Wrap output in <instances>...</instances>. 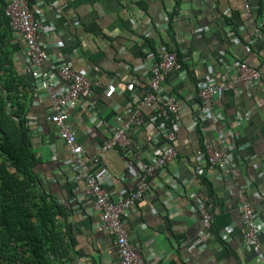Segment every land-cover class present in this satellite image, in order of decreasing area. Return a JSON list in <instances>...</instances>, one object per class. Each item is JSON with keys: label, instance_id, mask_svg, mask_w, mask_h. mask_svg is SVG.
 <instances>
[{"label": "crops", "instance_id": "1", "mask_svg": "<svg viewBox=\"0 0 264 264\" xmlns=\"http://www.w3.org/2000/svg\"><path fill=\"white\" fill-rule=\"evenodd\" d=\"M10 1L0 0V10L5 13ZM28 2L33 9L43 10L45 25L54 28L38 36L47 53L65 61L76 52L74 69L88 72L100 83L81 105L69 110V123L77 131L85 155L94 163L92 172L105 168L121 178L113 200L128 196L137 187L135 173L150 166L156 148L169 144L178 151L176 160L149 175L146 195L130 210L126 230L131 243L156 264H264V234L260 236V253L245 248L237 193L246 185V195L264 220V78L252 88L240 82L238 92L220 94L214 110L222 118L193 127L199 113V82L209 77L219 81L228 75V65L242 61L264 72L263 42L251 44L256 29L245 26L242 1ZM251 4L255 22L264 24V0H251ZM167 16L169 22L165 21ZM225 20L238 41L228 37ZM149 23L153 24L150 30ZM260 32L264 35V25ZM161 45L187 58V78L172 72L162 84L164 94L187 101L190 108L172 119L178 118L180 124L176 140L166 141L156 126L130 132L127 148L100 152L120 125L126 106L147 86L150 63L157 59ZM12 46L19 52L16 70L30 78L25 44L19 41ZM51 105V99L38 89L29 118L38 158L34 171L65 206L60 221L69 238L75 239L59 264H121L114 235L91 214L94 201L84 198V183L71 182L70 170L58 175L68 162L69 150L59 138L58 127L48 120ZM155 112L154 106L144 109L146 117ZM222 133L234 138L232 159L237 168L233 177L224 176L225 170L218 168L207 167L203 172L197 161L199 151L208 143L216 145ZM205 212L213 215L212 229L203 224ZM230 228L231 237L226 240L222 234Z\"/></svg>", "mask_w": 264, "mask_h": 264}, {"label": "built area", "instance_id": "2", "mask_svg": "<svg viewBox=\"0 0 264 264\" xmlns=\"http://www.w3.org/2000/svg\"><path fill=\"white\" fill-rule=\"evenodd\" d=\"M245 26L256 29L255 37L250 41L255 45L262 41L261 52L264 56V35L260 32L263 23H256L253 17V6L251 0H241ZM28 0H11L5 7V15L11 25L16 38L25 44V58L30 65V71L34 76L39 91H43L52 102L48 120L58 127L59 138L69 150V159L66 166L58 171L63 176L65 171H72L71 182L84 183V198L93 199L94 204L91 214L99 219V225L112 232L115 237V246L121 264H156L150 257H144L142 253L129 240L126 230V220L131 209L144 198L148 189L149 175L158 170H163L172 161L178 158V151L172 145L156 148L149 167L135 173L137 187L128 196L120 195L118 200H113L116 194L115 188L121 178L113 175L108 169H102L99 173H93L94 163L84 152V148L78 143L77 131L69 123V110L81 105L83 99L94 87L100 86L96 80L88 76V72L74 69V58L78 57L76 52L68 60H60L47 53L46 45L39 40V34L53 26L45 25L46 18L41 9H33ZM169 22V17L165 18ZM150 24V23H149ZM153 27L150 24L148 30ZM226 31L232 40L238 41L230 26ZM157 59L150 63V78L141 95L136 96L125 108L121 123L100 148V152H107L114 148H127L130 140L129 134L138 129H152L157 126L166 141L176 140L179 131L180 114L188 111L187 101H180L176 97L164 94L162 84L167 80L169 73L178 72L181 79L187 78L188 71L184 66L187 59L181 57L177 51L167 48L165 45L159 47ZM46 63L49 64L46 66ZM228 73L225 78L214 80L212 77L199 82L197 85V96L200 99L199 113L193 123V127H200L208 120H220L222 114L214 110L215 98L227 91L238 92V83L244 87L252 88L263 80L264 72L245 61L236 65H228ZM233 72V73H231ZM110 89V87H108ZM122 91V90H120ZM154 106L156 112L146 117L144 109ZM161 136V137H162ZM217 144L208 143L204 150L199 151L198 164L200 167L218 168L225 170L224 176L236 175L237 164L232 159L234 138L220 134ZM225 136L227 138H225ZM227 141V142H226ZM156 141L155 143H157ZM209 171H206V175ZM222 174V175H223ZM223 176V177H224ZM222 176L220 178H223ZM247 186H241L237 193L239 197V210L243 220V237L245 248L254 253L261 252L260 236L264 234V220H260L257 211L254 210L253 201L246 195ZM259 197V193L255 194ZM206 228L212 229L213 215L205 212L202 218ZM232 228L223 232V237L229 240Z\"/></svg>", "mask_w": 264, "mask_h": 264}, {"label": "trees", "instance_id": "3", "mask_svg": "<svg viewBox=\"0 0 264 264\" xmlns=\"http://www.w3.org/2000/svg\"><path fill=\"white\" fill-rule=\"evenodd\" d=\"M5 16L0 10V264H59L75 239L60 221L65 206L34 171L29 112L38 86L16 70L19 40Z\"/></svg>", "mask_w": 264, "mask_h": 264}, {"label": "clouds", "instance_id": "4", "mask_svg": "<svg viewBox=\"0 0 264 264\" xmlns=\"http://www.w3.org/2000/svg\"><path fill=\"white\" fill-rule=\"evenodd\" d=\"M26 59V58H25Z\"/></svg>", "mask_w": 264, "mask_h": 264}]
</instances>
